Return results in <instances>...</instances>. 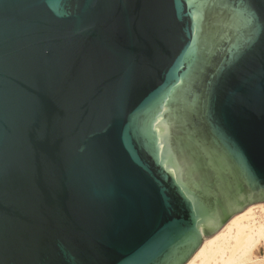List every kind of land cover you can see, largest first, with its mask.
I'll return each mask as SVG.
<instances>
[{
    "label": "water",
    "instance_id": "water-1",
    "mask_svg": "<svg viewBox=\"0 0 264 264\" xmlns=\"http://www.w3.org/2000/svg\"><path fill=\"white\" fill-rule=\"evenodd\" d=\"M264 200V0H0V264H185Z\"/></svg>",
    "mask_w": 264,
    "mask_h": 264
},
{
    "label": "bare ground",
    "instance_id": "bare-ground-1",
    "mask_svg": "<svg viewBox=\"0 0 264 264\" xmlns=\"http://www.w3.org/2000/svg\"><path fill=\"white\" fill-rule=\"evenodd\" d=\"M253 207L249 205L236 213L217 232L205 238L185 264H235L239 257L251 252L258 241L264 239L262 216L258 223L254 222Z\"/></svg>",
    "mask_w": 264,
    "mask_h": 264
},
{
    "label": "rangeland",
    "instance_id": "rangeland-1",
    "mask_svg": "<svg viewBox=\"0 0 264 264\" xmlns=\"http://www.w3.org/2000/svg\"><path fill=\"white\" fill-rule=\"evenodd\" d=\"M249 205H252V206H254L253 207V210H254V222L256 221L257 223L259 222V219H260V217L262 216V219L260 220V222H264V200H259V201H254V202H251V203H249L246 207H248ZM245 207V208H246ZM244 208V209H245ZM243 209V210H244ZM263 209V210H262ZM242 210V211H243ZM241 212V211H240ZM258 215V216H257ZM260 215V216H259ZM234 216V215H233ZM257 216V217H256ZM256 218V219H255ZM257 219H258V221H257ZM220 229V228H219ZM218 229V230H219ZM217 230V231H218ZM216 231V232H217ZM214 234V233H213ZM212 234V235H213ZM211 235H208V236H205L204 238H203V240L205 239V238H207V237H210ZM202 240V241H203ZM261 240L262 241H258V243L255 245V247L252 249V253L251 252H249L248 254H246L245 256H242V257H239L238 259H237V261H236V263L235 264H264V239L263 238H261ZM263 242V243H262ZM202 243V242H201ZM262 243V244H261ZM258 247V248H257ZM254 252V253H253ZM257 253V254H256ZM253 254V255H252ZM255 254H256V256H255ZM253 256V257H252ZM256 258V259H255ZM259 258H260V260H259ZM253 260V261H252ZM255 260H259L258 262L257 261H255ZM262 260V262H260Z\"/></svg>",
    "mask_w": 264,
    "mask_h": 264
}]
</instances>
